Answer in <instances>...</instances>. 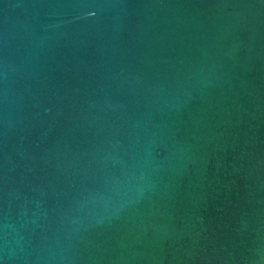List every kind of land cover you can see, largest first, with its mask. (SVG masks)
<instances>
[{
    "label": "water",
    "instance_id": "95a60500",
    "mask_svg": "<svg viewBox=\"0 0 264 264\" xmlns=\"http://www.w3.org/2000/svg\"><path fill=\"white\" fill-rule=\"evenodd\" d=\"M0 264H264V0H0Z\"/></svg>",
    "mask_w": 264,
    "mask_h": 264
}]
</instances>
